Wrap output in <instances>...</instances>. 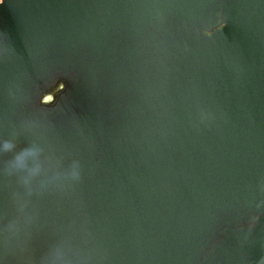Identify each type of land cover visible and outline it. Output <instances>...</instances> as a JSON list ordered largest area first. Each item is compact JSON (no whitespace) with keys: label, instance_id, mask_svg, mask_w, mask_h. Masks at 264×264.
I'll list each match as a JSON object with an SVG mask.
<instances>
[{"label":"water","instance_id":"1","mask_svg":"<svg viewBox=\"0 0 264 264\" xmlns=\"http://www.w3.org/2000/svg\"><path fill=\"white\" fill-rule=\"evenodd\" d=\"M16 133L0 264H264V0H0Z\"/></svg>","mask_w":264,"mask_h":264},{"label":"clouds","instance_id":"2","mask_svg":"<svg viewBox=\"0 0 264 264\" xmlns=\"http://www.w3.org/2000/svg\"><path fill=\"white\" fill-rule=\"evenodd\" d=\"M29 130V129H27ZM18 133H16L10 139L0 140V155L13 153L10 160L5 163V171L8 174L13 173H26L20 177V183L25 186L30 184V178L35 177L40 172L39 164L34 166H29L30 160H35L38 157L39 153L42 151L34 142L30 143L24 147L18 149ZM79 162L72 161L69 165V170L64 174L65 178L78 180L79 175ZM31 189H29V193Z\"/></svg>","mask_w":264,"mask_h":264},{"label":"snow or ice","instance_id":"3","mask_svg":"<svg viewBox=\"0 0 264 264\" xmlns=\"http://www.w3.org/2000/svg\"><path fill=\"white\" fill-rule=\"evenodd\" d=\"M48 99H50V98H48Z\"/></svg>","mask_w":264,"mask_h":264}]
</instances>
